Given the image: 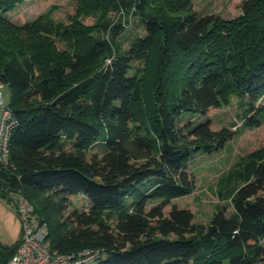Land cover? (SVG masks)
Wrapping results in <instances>:
<instances>
[{"label":"trees","instance_id":"16d2710c","mask_svg":"<svg viewBox=\"0 0 264 264\" xmlns=\"http://www.w3.org/2000/svg\"><path fill=\"white\" fill-rule=\"evenodd\" d=\"M23 1L0 0V83L18 119L0 196L28 198L50 251L100 250L96 264H264V145L222 182L230 203L207 224L172 202L195 189L198 155L262 124L264 0H243L233 19L200 15L192 0H77L67 25L3 16ZM132 7L143 35L126 49L120 14ZM233 96L242 124L213 129L209 111ZM72 197L87 208L69 210ZM19 244L0 240V264Z\"/></svg>","mask_w":264,"mask_h":264},{"label":"rangeland","instance_id":"374dc122","mask_svg":"<svg viewBox=\"0 0 264 264\" xmlns=\"http://www.w3.org/2000/svg\"><path fill=\"white\" fill-rule=\"evenodd\" d=\"M243 0H192V9L198 14H218L224 19H233L242 14ZM78 9L77 0H24L15 8L7 10L3 13L9 21L17 25H23L36 19L40 15L49 14V20L53 23H62L67 25L70 20L69 16L76 15ZM134 8H130L126 13L120 15L126 21L132 19ZM2 12V11H1ZM84 25H93L96 17L82 15L78 18ZM142 34V28L138 24V20L134 18L130 25L119 37L124 48H129L134 36ZM60 48H65L63 42L58 41ZM111 63L108 58L104 61V67ZM135 65L142 64L139 61L134 62ZM151 63L154 67V58L148 62V71L151 69ZM171 86H174L171 84ZM2 95L5 105H9L11 101V89L7 85H3ZM264 104V98L261 100ZM240 99L233 96L229 105L221 108H213L208 115L212 120V128L220 129L223 126H229L233 130L242 124V108ZM3 109L0 107V118ZM262 124L254 128L240 127L236 138L228 142L222 153H212L210 155H198L190 164V171L194 173L196 186L192 193L187 196L173 199L172 202L180 207L189 208L194 213V221L196 223L207 224L211 216L219 207L230 203L231 198H222L219 189L225 178L238 168L241 161L246 155L264 145V115ZM92 152H101L98 146L92 149ZM152 181L144 183L141 187L146 190ZM73 208H87L84 199L80 197L71 198ZM135 197L131 196L129 201H134ZM14 204V203H13ZM7 203L0 196V240L8 245L13 246L20 238L22 228L21 221L17 215L16 207ZM171 206L166 208V212ZM264 243V240H263ZM94 261L90 264H96Z\"/></svg>","mask_w":264,"mask_h":264},{"label":"built area","instance_id":"2783aa9c","mask_svg":"<svg viewBox=\"0 0 264 264\" xmlns=\"http://www.w3.org/2000/svg\"><path fill=\"white\" fill-rule=\"evenodd\" d=\"M0 83V164L7 166L10 161V140L18 125L13 110L5 105ZM16 212L21 221L20 244L8 264H89L98 259L100 250L85 249L77 254H62L50 251L46 238V224L35 217L34 206L23 193L17 194Z\"/></svg>","mask_w":264,"mask_h":264}]
</instances>
